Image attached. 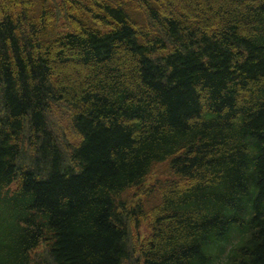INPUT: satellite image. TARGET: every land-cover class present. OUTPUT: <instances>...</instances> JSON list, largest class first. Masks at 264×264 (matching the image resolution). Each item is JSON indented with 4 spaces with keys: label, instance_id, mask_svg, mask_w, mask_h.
Wrapping results in <instances>:
<instances>
[{
    "label": "trees",
    "instance_id": "obj_1",
    "mask_svg": "<svg viewBox=\"0 0 264 264\" xmlns=\"http://www.w3.org/2000/svg\"><path fill=\"white\" fill-rule=\"evenodd\" d=\"M0 264H264V0H0Z\"/></svg>",
    "mask_w": 264,
    "mask_h": 264
},
{
    "label": "rangeland",
    "instance_id": "obj_2",
    "mask_svg": "<svg viewBox=\"0 0 264 264\" xmlns=\"http://www.w3.org/2000/svg\"><path fill=\"white\" fill-rule=\"evenodd\" d=\"M70 133H72L71 129H70ZM153 171H154V175L157 173H165L167 171V163H161L159 165H155ZM151 179H153L152 175L150 176L149 180Z\"/></svg>",
    "mask_w": 264,
    "mask_h": 264
}]
</instances>
